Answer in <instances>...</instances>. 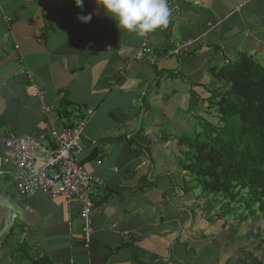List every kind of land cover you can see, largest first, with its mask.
Listing matches in <instances>:
<instances>
[{
	"label": "crops",
	"instance_id": "0c3cea01",
	"mask_svg": "<svg viewBox=\"0 0 264 264\" xmlns=\"http://www.w3.org/2000/svg\"><path fill=\"white\" fill-rule=\"evenodd\" d=\"M168 5V26L141 38L120 32L94 0H84L83 9L74 0H0V157L9 134L48 145L50 129L67 120L60 104L68 103L77 120L91 108L78 160L106 185L93 198L86 246L77 204L44 192L22 198L1 175L0 231L8 228L0 264L264 262V233L247 234L250 222L239 224L241 232L232 221L210 223L211 207L203 211L194 193H183L190 178L168 136L159 135L164 124L178 133L188 121L181 124L188 104L183 93L175 99L177 81L203 100L219 87L211 71L228 59L246 54L264 67V0ZM89 13V23L77 19ZM144 44L156 65L137 60ZM178 44L187 47L171 56ZM42 103L53 111L44 115Z\"/></svg>",
	"mask_w": 264,
	"mask_h": 264
},
{
	"label": "trees",
	"instance_id": "16d2710c",
	"mask_svg": "<svg viewBox=\"0 0 264 264\" xmlns=\"http://www.w3.org/2000/svg\"><path fill=\"white\" fill-rule=\"evenodd\" d=\"M211 77L224 87L219 84L203 100L191 91L193 101L187 109L198 110L197 104L205 103L203 111L217 118V125L197 113L192 119L193 132L184 130L177 139L178 152L183 154V158L177 156L180 167L190 178L186 184L193 185L183 193L200 188L206 201L201 209L212 207L214 211L209 222L227 217L235 226L254 222L255 216L264 219V67L251 56L238 54L212 70ZM69 107L66 102L60 104L62 118L70 117ZM211 196L212 204L207 202ZM257 248L261 243L253 251ZM256 264L264 262L257 260Z\"/></svg>",
	"mask_w": 264,
	"mask_h": 264
},
{
	"label": "built area",
	"instance_id": "2783aa9c",
	"mask_svg": "<svg viewBox=\"0 0 264 264\" xmlns=\"http://www.w3.org/2000/svg\"><path fill=\"white\" fill-rule=\"evenodd\" d=\"M187 45H176L170 52L177 55ZM140 62L156 65L158 57L148 55L147 45H143L136 56ZM36 95L43 101V92ZM44 115L53 111L52 106L42 103L40 107ZM80 111V109L78 110ZM78 120L70 117L65 125L56 130L51 128L49 143L41 145L33 135L9 134L1 139L3 156L0 157V176L9 177L17 193L26 198L38 192H44L49 198H62L69 206L77 204L83 220V241L89 242L91 213L94 199L105 182L87 172L78 160L80 139L84 135V119L93 110L86 109Z\"/></svg>",
	"mask_w": 264,
	"mask_h": 264
},
{
	"label": "clouds",
	"instance_id": "9594fccd",
	"mask_svg": "<svg viewBox=\"0 0 264 264\" xmlns=\"http://www.w3.org/2000/svg\"><path fill=\"white\" fill-rule=\"evenodd\" d=\"M94 2L115 22L120 32L133 33L141 38L157 29L166 28L170 21L168 0H94ZM74 3L77 8L83 9L84 0H74ZM77 19L87 24L92 20V14L78 15Z\"/></svg>",
	"mask_w": 264,
	"mask_h": 264
},
{
	"label": "rangeland",
	"instance_id": "374dc122",
	"mask_svg": "<svg viewBox=\"0 0 264 264\" xmlns=\"http://www.w3.org/2000/svg\"><path fill=\"white\" fill-rule=\"evenodd\" d=\"M78 36H83V34H80L79 33ZM219 68H217V69H219ZM217 84H220V87H224V86H221L223 84L222 82H219ZM176 85L177 86L175 87V89L177 91H180V93H178L175 96V99H177L178 101H181V99H182V93H183V94H185V99H186L187 104H189V102L191 103V101H193V100L190 101V98L191 97H190V95L188 94V91H187L189 89L188 86H187V84L184 83V82H182V81H177ZM174 103H175L174 101H171L168 104L171 105V106H174ZM197 107H198V110L195 108L193 111H188V109H187V111H185V114L183 115L184 118L182 119L181 124H183V126H184V123L186 122V120H188V121H187V123H185V126L183 127L184 129L181 130L180 132L176 133V131H179L178 127H172V126L167 127V125H165V124L162 126L163 128L159 132L160 133L159 134L160 137H162L163 135H167L168 136V138H169V140L171 142V149H172V151L174 152V154L176 156H180V157L183 156V154L181 152L180 153L178 152L179 151V148H178V145H177L178 136L181 135V133L184 130H187V131H184V133H191V132H193V129H192V125H193L192 119H193V116L195 114L199 113L200 116L206 117L207 119H209V120H211L213 122V123L211 122L212 124L217 125V118L211 117L210 115L206 116V112L203 111V108L204 107L206 108V104L205 103H201V104H199V106L197 104ZM181 149L186 150L185 147H181ZM192 186H193L192 184H189V185H187V188H185V189L188 190V191H190L192 189ZM199 189H196V190H194V191L191 192V193H194V194H191V193L187 194V195H190V194L193 195L195 205L197 204L196 201L197 202L201 201V202H203V204L206 202L204 200V197L202 196V193L200 192ZM212 197L213 196L208 197V199H207V202L208 203H211V204L213 203L212 202L213 201L212 200ZM217 199H219V198H217ZM213 213H214V211H213V208L211 207V209H209L208 211L205 212V215L206 214L212 215ZM206 217H208V216L206 215ZM222 219L224 221H226V222L229 221L228 220L229 218H227V217L222 218ZM219 223L220 222H218V224ZM229 223H231V222L229 221ZM243 226H246V223H243ZM235 227H237V229L240 230L239 232H241V228H240V225L239 224H236L235 226H233L234 229H235ZM258 230H260V234L263 235V233H264V219L263 218H256V216H255L254 222L252 220L247 225V228H246V231L245 232L247 234H249L250 231L252 233H254V232H258ZM243 239H245V236L243 237Z\"/></svg>",
	"mask_w": 264,
	"mask_h": 264
},
{
	"label": "water",
	"instance_id": "95a60500",
	"mask_svg": "<svg viewBox=\"0 0 264 264\" xmlns=\"http://www.w3.org/2000/svg\"><path fill=\"white\" fill-rule=\"evenodd\" d=\"M11 212H12V211H11ZM7 228H8V227L5 225V226H4V230H1V231H0V236L6 231L5 229H7Z\"/></svg>",
	"mask_w": 264,
	"mask_h": 264
}]
</instances>
